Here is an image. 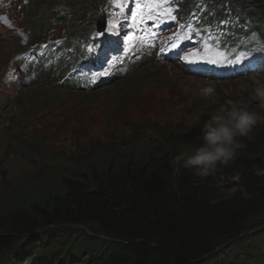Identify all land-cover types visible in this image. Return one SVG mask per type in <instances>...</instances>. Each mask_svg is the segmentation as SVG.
<instances>
[{"label":"trees","instance_id":"1","mask_svg":"<svg viewBox=\"0 0 264 264\" xmlns=\"http://www.w3.org/2000/svg\"><path fill=\"white\" fill-rule=\"evenodd\" d=\"M54 95L30 98L22 111L43 113L32 117L37 123L53 102L70 110ZM169 111L158 107L141 128L131 118L102 117L107 142L89 147L90 139L72 137V149L49 159L55 168L32 164L33 175L14 179L5 199L0 194V255L25 235L30 248L39 245L32 237L65 252L75 243L84 255L77 264H223L244 247L264 264L263 240L247 234L264 215V109H199L207 117L198 128L173 122ZM219 177L237 182L224 188Z\"/></svg>","mask_w":264,"mask_h":264},{"label":"clouds","instance_id":"2","mask_svg":"<svg viewBox=\"0 0 264 264\" xmlns=\"http://www.w3.org/2000/svg\"><path fill=\"white\" fill-rule=\"evenodd\" d=\"M6 9L17 10L22 13L20 22H24V16L29 18L28 22L18 25L4 12ZM245 16L259 20L258 29L260 25L264 26V0H0V29L18 41L21 35H30L31 46L23 47L12 62L22 86L43 90L45 96L55 94L57 97L67 92H79V96L87 97L90 91L103 89L115 80L131 76L134 69L151 60L170 64L186 76L207 82H232L250 76H264L252 73L224 80L222 76H215V66L220 61L231 58L232 62L226 66L232 68L240 64L239 69H242L244 60L250 57V42L231 36L233 28H241ZM79 18L82 19L81 25H78ZM39 25L44 27L41 32H38ZM141 31L147 34L154 31L158 33V39L141 51L142 61L122 69L119 75L114 76L120 64L128 60L121 53L130 44L138 43ZM34 32L39 35L37 38ZM46 33L49 34L45 38ZM135 33L138 36L131 43ZM160 48L167 52L163 53ZM254 49L260 47L254 46ZM215 50L217 54H212ZM104 77L107 78L102 81ZM91 78L101 80L89 86L90 82H94ZM83 79L86 81L83 88L74 83ZM126 88L133 90V86ZM103 102L117 104L120 101L103 100L98 103L101 105ZM53 104L55 107L51 115L63 112L58 103ZM47 118L49 116L42 120ZM2 119L6 120L7 126L24 125V131L30 128L31 131L26 135L15 129L13 131L20 137L29 135V139L45 146L49 142L46 139L54 134V130L63 129L57 123L49 126L42 135L34 132L32 125L38 122L32 123L27 110L23 112L22 118L19 114L10 115L6 112ZM10 148L14 146L10 145ZM20 155L21 158L26 156L31 166H41L40 162L44 161L32 158V154ZM247 234L253 235L250 231ZM21 236L14 237L12 243L22 241L29 245L30 238Z\"/></svg>","mask_w":264,"mask_h":264},{"label":"rangeland","instance_id":"3","mask_svg":"<svg viewBox=\"0 0 264 264\" xmlns=\"http://www.w3.org/2000/svg\"><path fill=\"white\" fill-rule=\"evenodd\" d=\"M10 18L17 23L26 24L29 20L23 17L24 22H20L22 13L17 10L6 9L4 11ZM29 16V15H27ZM92 20V19H91ZM93 22V20H92ZM88 21L85 23L87 27ZM82 24V19H78V25ZM24 28V26H19ZM43 25L38 26V32L43 30ZM49 33L44 36L47 37ZM20 40H14V37L8 35L7 32L0 29V194L4 198L11 187L14 179H23L34 174L35 169L30 165L29 161L21 158V153L31 155L32 158H41L40 165L48 168L52 157L59 156L62 148L66 147L72 149V137L90 139L85 145L89 147L93 142L101 144L107 142V136L110 134V129L103 125L102 117L112 116V118H130L136 124L140 123V128L146 123H150L151 112H156L158 107L170 108L169 114L173 122L181 124V126L198 128L200 124L204 123L207 115L195 111L201 109L211 111L212 115L216 114L218 106L223 104H239L241 108L247 106L251 111L264 109V76H250L248 78L239 79L237 81L226 82H207L198 78H191L181 73L170 64L155 63L148 61L142 63L138 69H134L131 76H126L120 81H113L103 89L90 91L87 97L79 96V92H67V94H60L56 101L66 104L70 108L66 113L54 112L49 118L40 120L35 125H32L34 132L44 134L49 126L59 123L62 126V131L54 130L46 141L45 145H41L38 141H33L27 137H20L14 129L20 134H27L31 131L24 125H6V120L2 119L3 115L8 112L10 115L19 114L23 117L22 106L25 101L30 98L42 97L45 92L40 89L26 88L22 86L21 79L14 71L13 57L23 50L25 46H31L30 35H21ZM7 40L6 42H3ZM33 43L32 45L36 44ZM21 48L20 50H17ZM131 78V79H130ZM129 80V81H128ZM133 86V90L128 88ZM120 95V96H119ZM120 101L111 102L112 107L105 108L101 105L95 110L93 105L100 101ZM151 101V105L145 104V101ZM251 115L254 113L249 112ZM25 114V113H24ZM33 119H38L37 115H29ZM149 119V121H147ZM25 121V115L22 122ZM116 122L109 119V124L113 127ZM29 125V124H27ZM30 126V125H29ZM109 126V127H110ZM66 127V128H65ZM209 129H212L211 127ZM81 131L79 133V131ZM128 129H125L127 131ZM76 131L78 134L75 135ZM196 136V129L191 132ZM84 135V136H83ZM148 134H146L147 136ZM44 141V140H43ZM78 141L75 142V145ZM56 144H59L56 146ZM64 144V145H62ZM83 144V143H81ZM13 145L14 148H10ZM41 145V148L38 147ZM69 146V147H68ZM196 145H194L195 147ZM72 153V152H71ZM80 159V158H79ZM78 157L75 160H79ZM45 163V166H44ZM3 178V181H2ZM214 178V177H213ZM224 178L219 177L216 182L226 188L229 184L237 182L236 178L223 182ZM8 181H11L7 183ZM233 188L231 191H233ZM230 189L227 192H231ZM13 202H19L15 200ZM260 222L255 228L248 230L252 234L260 235L264 229V215L260 217ZM263 238V235L262 237ZM82 242V241H81ZM227 242L225 245H229ZM3 254L0 255V263ZM3 264H20L14 262L9 256L3 257Z\"/></svg>","mask_w":264,"mask_h":264}]
</instances>
